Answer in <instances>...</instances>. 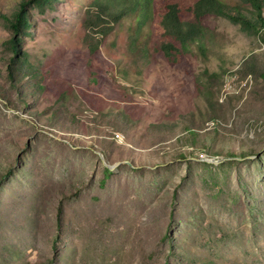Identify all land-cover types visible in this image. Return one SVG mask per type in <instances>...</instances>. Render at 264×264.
Listing matches in <instances>:
<instances>
[{"label": "rangeland", "instance_id": "374dc122", "mask_svg": "<svg viewBox=\"0 0 264 264\" xmlns=\"http://www.w3.org/2000/svg\"><path fill=\"white\" fill-rule=\"evenodd\" d=\"M87 1L30 8L13 78L0 18V264H264V34L210 16L180 63L117 27L92 51Z\"/></svg>", "mask_w": 264, "mask_h": 264}, {"label": "trees", "instance_id": "16d2710c", "mask_svg": "<svg viewBox=\"0 0 264 264\" xmlns=\"http://www.w3.org/2000/svg\"><path fill=\"white\" fill-rule=\"evenodd\" d=\"M240 1L252 8L248 10L237 3L222 0H88L80 26L92 51H100L103 40L117 27V33L125 39L126 47L133 54L147 58L151 50L152 56L159 55L170 63H180L192 53L193 47L198 51L205 50L208 28L204 21L210 16L224 17L244 30L264 34L261 14L264 0ZM57 2L16 0L14 8L6 12L0 6V18L10 31L7 44L14 54L12 64L8 66L10 77L13 78L19 67L27 62L19 35H28L31 29L30 8L43 12L53 8ZM111 42L116 44L114 39Z\"/></svg>", "mask_w": 264, "mask_h": 264}]
</instances>
